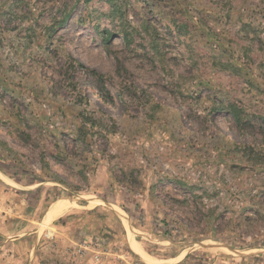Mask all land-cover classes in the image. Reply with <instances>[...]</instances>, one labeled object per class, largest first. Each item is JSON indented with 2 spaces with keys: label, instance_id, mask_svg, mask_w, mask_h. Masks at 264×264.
<instances>
[{
  "label": "rangeland",
  "instance_id": "obj_1",
  "mask_svg": "<svg viewBox=\"0 0 264 264\" xmlns=\"http://www.w3.org/2000/svg\"><path fill=\"white\" fill-rule=\"evenodd\" d=\"M0 264H264V0H0Z\"/></svg>",
  "mask_w": 264,
  "mask_h": 264
},
{
  "label": "bare ground",
  "instance_id": "obj_2",
  "mask_svg": "<svg viewBox=\"0 0 264 264\" xmlns=\"http://www.w3.org/2000/svg\"><path fill=\"white\" fill-rule=\"evenodd\" d=\"M224 127H225V126H224ZM215 245H216V244H215ZM207 246L210 247L209 245H207ZM207 246H206V247H207ZM212 246H214V244H212ZM215 247H216V246H215ZM210 248H212V247H210Z\"/></svg>",
  "mask_w": 264,
  "mask_h": 264
},
{
  "label": "trees",
  "instance_id": "obj_3",
  "mask_svg": "<svg viewBox=\"0 0 264 264\" xmlns=\"http://www.w3.org/2000/svg\"><path fill=\"white\" fill-rule=\"evenodd\" d=\"M62 21L64 22V21H65V19H63ZM62 21H61V22H59V24H62Z\"/></svg>",
  "mask_w": 264,
  "mask_h": 264
}]
</instances>
